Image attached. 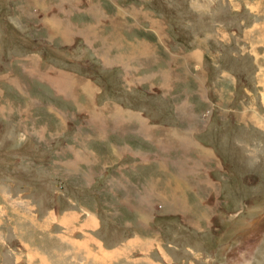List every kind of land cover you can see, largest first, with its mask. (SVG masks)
Masks as SVG:
<instances>
[{
    "label": "rangeland",
    "instance_id": "rangeland-1",
    "mask_svg": "<svg viewBox=\"0 0 264 264\" xmlns=\"http://www.w3.org/2000/svg\"><path fill=\"white\" fill-rule=\"evenodd\" d=\"M0 7V264H264V0ZM126 130L157 178L127 223Z\"/></svg>",
    "mask_w": 264,
    "mask_h": 264
},
{
    "label": "crops",
    "instance_id": "crops-1",
    "mask_svg": "<svg viewBox=\"0 0 264 264\" xmlns=\"http://www.w3.org/2000/svg\"><path fill=\"white\" fill-rule=\"evenodd\" d=\"M51 11H53V10H51ZM154 73L155 72H153V74ZM139 120H141V122ZM144 121H146V120L143 117H139L138 120L136 118H132L130 120L128 119L124 124L125 125L131 124L133 126L138 125L140 127V125H142ZM149 122H151L154 129L153 128L148 129V131L152 132V130L156 129V126L154 125V124H156V122L154 119L150 120ZM151 124L146 123L145 127H146V125H151ZM134 129L135 128H131L130 130L134 131ZM138 130H139V128H138ZM132 131H128V133H127V130L125 131L127 133V136H128L127 138L129 139V140H126V143H125L126 145H128V148L120 149L118 146H116V148H115L116 149L115 158L116 159L118 158L120 160V162H113L114 164L116 163L117 166H112L114 168L110 169V171L106 168H103V169L107 170L108 172L106 173V180L104 181L105 184L101 187L100 192H99L103 205L109 203L108 201L115 202V204L120 203L122 205L125 204V206L127 205V211H129L133 217H130L128 215L127 220L124 221L125 223H127L128 221L131 222L132 221L131 218L137 219V221H140V219H141V211H140L141 200H144V203L148 204L147 202H148L149 198H148L146 189L150 186L153 188L156 187V181H157L156 174H155L156 172L154 170L150 171L149 169H152V168H149V167L146 168L147 170H145L147 172H144V173H147V175L143 178L140 176L139 171L137 170L138 168H140V163H136V162L139 161L144 166L146 164L145 163L146 161L152 162L154 160V157H153L154 153L151 152L150 150H148L150 148L146 149L147 148L146 143H140V144L137 143V141L139 142V140L134 138L135 136L132 133H135V132H132ZM123 137H125V136H123ZM133 139L137 140L135 142V147L137 146V151H138L139 157L141 156V154H145L147 152H150L152 154L151 155H144V157L142 159H140V158L134 159L133 157H136V155H135L136 153L134 152V154L132 156V150H133L132 148H134V147H131L133 145L132 144ZM148 140L151 141V139H149V138H148ZM125 144H122V145H125ZM164 145L165 146L167 145L166 148L171 147L169 143H164ZM156 146H157V144H156ZM111 151H113V150H111ZM87 169H88L87 170V185H88L87 186V192H90L89 188L91 187V181L93 180L92 179L93 176H92V172H91L90 168L87 167ZM88 171H89V173H88ZM108 174H109V176H108ZM141 188L145 189V197L144 196L140 197ZM104 198H106V201H104ZM107 198H110V199L107 201ZM87 199H89V197H87ZM88 203H90L89 200H87V204ZM108 206H109V208H111L110 205H108ZM138 210H139V212H137ZM135 212H137V213H135ZM97 217L98 216L94 210H88L87 209V238H89L91 236L94 237L95 236V235H93L94 232L99 231L100 223H99ZM142 217L145 219L147 218V217H145V215ZM154 219H155V217H154ZM124 226H125V224H124Z\"/></svg>",
    "mask_w": 264,
    "mask_h": 264
},
{
    "label": "trees",
    "instance_id": "trees-1",
    "mask_svg": "<svg viewBox=\"0 0 264 264\" xmlns=\"http://www.w3.org/2000/svg\"><path fill=\"white\" fill-rule=\"evenodd\" d=\"M1 8V7H0Z\"/></svg>",
    "mask_w": 264,
    "mask_h": 264
}]
</instances>
